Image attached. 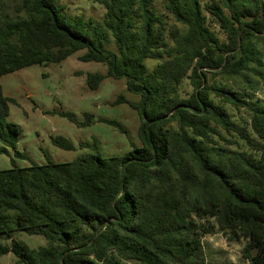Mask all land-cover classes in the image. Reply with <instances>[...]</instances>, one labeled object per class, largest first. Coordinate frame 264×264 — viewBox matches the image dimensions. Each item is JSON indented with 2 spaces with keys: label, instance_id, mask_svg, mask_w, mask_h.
Instances as JSON below:
<instances>
[{
  "label": "trees",
  "instance_id": "trees-1",
  "mask_svg": "<svg viewBox=\"0 0 264 264\" xmlns=\"http://www.w3.org/2000/svg\"><path fill=\"white\" fill-rule=\"evenodd\" d=\"M55 1L19 0L21 14L0 15V76L85 49L79 60L105 64L106 76L124 78L138 96L112 103L136 110L139 144L102 156L94 140L72 160L18 166L15 158L29 156L17 149L0 85V154L11 162L0 169V256L12 253L16 264H208L202 239L219 231L243 244V264H264V100L256 95L264 0H163L166 14L155 0H94L104 6L101 21L66 20ZM104 77L88 73L86 84L95 90ZM226 104L248 118L234 120ZM60 115L78 127L95 121L91 112ZM97 121L127 134L116 119ZM51 142L75 149L62 135ZM20 231L45 245L14 238Z\"/></svg>",
  "mask_w": 264,
  "mask_h": 264
},
{
  "label": "rangeland",
  "instance_id": "rangeland-1",
  "mask_svg": "<svg viewBox=\"0 0 264 264\" xmlns=\"http://www.w3.org/2000/svg\"><path fill=\"white\" fill-rule=\"evenodd\" d=\"M59 14L66 20L74 16L85 19L93 18L101 21L104 6L94 0H56ZM153 8L157 13L166 14L163 0H155ZM7 13L11 16L21 14L19 0H4L0 15ZM169 23L179 26L172 18L166 16ZM210 28L220 37L222 33L218 24L208 15ZM112 41V40H111ZM99 45V40H96ZM107 47L114 50L113 43ZM85 49L77 50L59 63L47 62L33 64L0 76V85L5 96L11 98L7 120L16 124L19 129L17 149L25 152L29 158H15L18 166L29 165L31 162L44 163L69 161L88 149L79 144L98 143L102 156L121 154L131 148L132 144H139L137 128L139 118L136 110L129 103L113 104L119 94H124L128 102H136L138 96L126 91L125 79H114L106 76V65L95 61L79 60ZM149 68L155 61L147 60ZM88 73L105 75L95 90H90L86 84ZM188 79H184L179 91L182 96L191 92ZM256 95L264 100V81ZM226 109L236 121L247 119L244 109L237 110L230 105ZM62 111H72L78 119L83 118L84 112L94 115V123L78 127L67 118L60 115ZM116 119L127 129L122 133L118 127L97 121L98 118ZM62 135L69 138L75 149L66 150L55 146L51 137ZM11 165L10 156L0 154V169ZM14 238L26 242L31 247L45 245L42 235H28L16 232ZM2 243H9L10 239H1ZM208 264H243L241 255L243 244L228 241L226 236L215 231L205 235L202 239ZM0 264H16L12 253L0 256Z\"/></svg>",
  "mask_w": 264,
  "mask_h": 264
}]
</instances>
